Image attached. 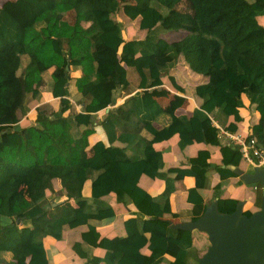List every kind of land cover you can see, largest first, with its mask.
<instances>
[{
    "label": "trees",
    "instance_id": "obj_1",
    "mask_svg": "<svg viewBox=\"0 0 264 264\" xmlns=\"http://www.w3.org/2000/svg\"><path fill=\"white\" fill-rule=\"evenodd\" d=\"M120 8L136 19L145 32L142 37L125 38L115 16ZM69 11L72 21L66 17ZM259 14H264V0L0 2V252H10L14 264H49L43 237L58 239L64 225L86 223L96 244L105 247L102 255L87 258L86 248L75 241L74 250L87 264H195L199 255L190 261L194 231L170 226L165 216L178 215L170 208L169 193L174 180L185 174L196 178L187 188L191 219L202 214L207 203L198 187L206 177L210 152L201 148L186 165L161 170L162 152L154 143L173 134L180 147L193 141L219 143L210 113L217 107L231 116L225 127L237 130L243 93L264 119V26ZM178 30L184 31L180 38L166 37ZM180 54L192 70L207 76L194 87L201 102L191 115L169 109L168 121L157 127L154 121L163 107L152 94L136 90L100 118L109 143L98 139L89 144L98 111L113 102L118 87L162 83L160 70ZM78 68L81 74L73 84L81 94L80 109L66 97L70 71ZM42 79L60 98L59 105L40 99ZM27 94L37 101V116L33 123L15 124L28 109ZM249 135L264 148L263 121L253 123ZM219 149L220 176L236 175L238 146L226 143ZM141 174L164 179L163 198L139 184ZM88 177L90 199L82 193ZM109 192L128 196L145 214L124 220L125 235L113 238L118 250L89 222L111 209L101 198ZM51 193L61 200L52 204L47 199ZM237 202L235 197H218L217 209L232 211ZM5 216L7 223L2 222ZM25 218L30 223L19 225ZM165 253L172 256L167 262ZM0 264L8 262L0 258Z\"/></svg>",
    "mask_w": 264,
    "mask_h": 264
},
{
    "label": "crops",
    "instance_id": "obj_2",
    "mask_svg": "<svg viewBox=\"0 0 264 264\" xmlns=\"http://www.w3.org/2000/svg\"><path fill=\"white\" fill-rule=\"evenodd\" d=\"M4 1L5 0H1L0 2L2 3ZM117 13L122 14V18L124 20H128V24L126 26L122 23L123 35L126 39L132 37H142L144 35L145 32L139 28L136 19L128 18L123 13L121 8L115 12V16ZM73 15L74 13L69 11L66 17L68 20L72 21L74 17ZM257 19L264 26V14L257 15ZM183 34L184 31L182 30L171 31L166 33V37L169 39H176L180 38ZM80 74L81 70L79 68L71 69L70 75L72 78L68 84L70 94L66 96L70 102L75 104L77 109L81 108V94L75 89L73 78L79 76ZM160 76L162 78V83L150 87L135 88L132 85H129L126 88L118 87L114 94L113 102L106 106L108 109L106 110L105 107L103 110L98 111L94 131L88 136L89 144H92L98 139H101L106 144L109 143L107 134L103 126L100 124V118L103 117L111 107L121 104L125 98L133 94L136 90H140L142 93L152 94L163 107L164 112L160 113L154 121V125L157 127H160L168 121L167 112L169 109L173 110L176 114L191 115L194 108L198 107L201 102V99L195 95L194 87L198 83L205 82L207 80V76L192 70L181 54L160 70ZM38 87L41 91V100L52 101L55 105H59L60 98L52 95V93L47 89L44 79L41 80ZM241 98L242 105L239 107V112L242 116V120L236 131L246 135L251 132V125L253 123L258 121L264 122V119L260 118L255 103L251 102L246 94L243 93ZM25 102L28 105V109L24 116L15 124L26 125L33 123V120L37 116L35 108L37 101L34 100L30 94H27ZM67 112L68 109L64 111V114ZM210 116L212 117V120H214V122L221 127H225V125L231 120V116H227L219 112L217 107L213 109ZM119 132L120 130L117 129V133ZM226 143H228L227 139L220 137L219 143L193 141L186 144L184 147H180L178 144V135L173 134L169 138L156 141L154 145L162 152L163 166L161 170H166L169 166H184L188 163V158L190 156L194 155L201 148H207L210 152V156L208 158L210 165L208 166L206 177L204 178L202 186L198 187L203 196L204 202L209 203L213 200H217L218 197H235L238 201L241 200L243 202L242 206L244 210L249 209L253 211L260 205L262 195L261 184L259 182H245L242 178H240L237 172L236 175L221 177L216 169V165L221 163L220 145ZM120 144L124 145L125 143ZM128 151L129 153L131 152V150ZM253 165H255L254 162H248L241 158L239 164L233 168L235 171L239 168L246 171L252 170ZM91 180L92 178L88 177L82 187L83 195L89 199L91 195ZM139 184L150 194L163 198V192L166 190V183L164 179L141 174L139 177ZM195 184L196 178L190 174H185L181 178L174 180V189L169 193V203L171 210L176 212L178 215L165 216V218L170 220V223L191 219L190 209L192 207V203L187 199V188ZM22 186L24 188V193H26V183H23ZM101 198L111 206V209L101 213L99 218L90 219L89 222L95 225L101 236L110 238V246L113 249L118 250L120 247L113 238L115 236L125 235L124 220L129 216H145V214L140 211L126 195L119 198L115 192H109ZM47 199L57 203L61 200V196L51 193L47 195ZM53 202L52 204H55ZM70 202L72 204L75 203L72 198H70ZM9 221L10 218L6 216L2 219L3 223H7ZM29 223L30 219L25 218L20 221L19 225ZM87 229L88 225L86 223L74 224L70 226L64 225L60 238L57 239L52 235H45L43 237V243L49 264H87L86 258L81 257L74 250L73 243L75 241H80L82 246L86 248L87 258L92 255H102L105 247L96 244V240L90 232L86 231ZM193 231L195 235L194 245L199 248V244H196V240L197 238L201 241L204 240L205 238L202 237L204 234L198 232L197 229H194ZM143 252H148L145 247L143 248ZM164 256L167 259L172 257L169 253H165ZM0 258H4L8 264H14L12 263L11 253L8 251H1ZM100 264L104 263L101 262Z\"/></svg>",
    "mask_w": 264,
    "mask_h": 264
},
{
    "label": "water",
    "instance_id": "obj_3",
    "mask_svg": "<svg viewBox=\"0 0 264 264\" xmlns=\"http://www.w3.org/2000/svg\"><path fill=\"white\" fill-rule=\"evenodd\" d=\"M236 172L245 182L261 184L257 209L247 214L239 200L232 211L220 212L217 200H213L196 218L170 223L175 228L199 229L206 233L208 246L195 264H264V166L255 164L252 170L239 168Z\"/></svg>",
    "mask_w": 264,
    "mask_h": 264
},
{
    "label": "built area",
    "instance_id": "obj_4",
    "mask_svg": "<svg viewBox=\"0 0 264 264\" xmlns=\"http://www.w3.org/2000/svg\"><path fill=\"white\" fill-rule=\"evenodd\" d=\"M212 122L218 128V140L220 137H224L229 144L238 146L242 159L264 166V148L258 144L255 137L249 134L244 135L236 130L221 127L217 125L214 120H212Z\"/></svg>",
    "mask_w": 264,
    "mask_h": 264
},
{
    "label": "rangeland",
    "instance_id": "obj_5",
    "mask_svg": "<svg viewBox=\"0 0 264 264\" xmlns=\"http://www.w3.org/2000/svg\"><path fill=\"white\" fill-rule=\"evenodd\" d=\"M116 17L118 18V19H120L121 20V22L123 23V25H127L128 23H127V19H123L122 18V14H116ZM198 230V232H201L202 234H204V235H202V237L203 238H205L204 240H200V239H198L197 238V240H196V244L198 245L199 244V248H197L195 245H194V247H193V250H192V256H191V262H194L195 261V258H196V255H201L204 251H205V249L207 248V246H208V240L206 241V237H207V235H206V233L204 232V231H202V230H199V229H197ZM164 262H167V258H165L164 259Z\"/></svg>",
    "mask_w": 264,
    "mask_h": 264
}]
</instances>
